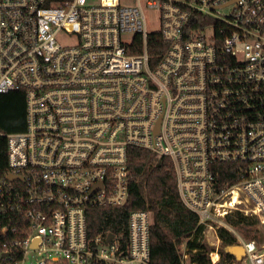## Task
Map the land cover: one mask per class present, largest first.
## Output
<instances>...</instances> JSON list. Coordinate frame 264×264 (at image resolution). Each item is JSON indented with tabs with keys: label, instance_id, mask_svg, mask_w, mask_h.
Listing matches in <instances>:
<instances>
[{
	"label": "built area",
	"instance_id": "2783aa9c",
	"mask_svg": "<svg viewBox=\"0 0 264 264\" xmlns=\"http://www.w3.org/2000/svg\"><path fill=\"white\" fill-rule=\"evenodd\" d=\"M14 90L25 127L6 135L0 264H151L149 210L129 212L125 245L87 229L88 208L127 201L129 147L169 157L204 231L234 233L243 257L223 264H264V235L227 221L264 229V0H0V93ZM177 255L194 264L184 242Z\"/></svg>",
	"mask_w": 264,
	"mask_h": 264
},
{
	"label": "trees",
	"instance_id": "16d2710c",
	"mask_svg": "<svg viewBox=\"0 0 264 264\" xmlns=\"http://www.w3.org/2000/svg\"><path fill=\"white\" fill-rule=\"evenodd\" d=\"M161 43L159 33L148 37L149 49L152 43ZM25 104L23 93L18 90L0 93V177L7 173V138L10 132L21 131L25 127ZM129 193L123 205L90 207L87 209L88 234L96 235L109 231L127 241V215L132 210L147 209L152 214L149 229V255L151 264H180L177 245L184 242L190 262L211 264L209 245L204 236V225L198 223L197 214L180 201L175 183L174 166L169 157L150 152L140 147L128 148ZM222 180L236 177V165L218 164ZM9 215V217H8ZM15 213L0 212V252L7 240L1 232L3 225L12 226ZM227 221L234 227L256 224L253 216L243 215L238 210L227 215ZM10 234V233H8ZM219 238L217 251L219 260L214 264L235 261L231 253L225 252L228 244L236 243V237L224 227L216 228ZM262 237V236H260ZM259 237V238H260Z\"/></svg>",
	"mask_w": 264,
	"mask_h": 264
},
{
	"label": "rangeland",
	"instance_id": "374dc122",
	"mask_svg": "<svg viewBox=\"0 0 264 264\" xmlns=\"http://www.w3.org/2000/svg\"><path fill=\"white\" fill-rule=\"evenodd\" d=\"M135 2H136V0H120V3L122 5H126V6L135 4ZM145 16H146V24H147L148 30H150V29L157 30L159 28L157 11L153 8L145 9ZM215 228L216 227L214 226V229ZM232 228L234 229V231L238 235H241L244 238L245 237H247V238H249V237L258 238V237L264 235V229L261 230L260 226L257 223L251 224V225H245V227L241 226V227H232ZM214 229L213 228L210 229V228L206 227L205 231H204V236H205L206 242L209 245L214 246L215 249L217 250L220 242H219L218 236H216Z\"/></svg>",
	"mask_w": 264,
	"mask_h": 264
},
{
	"label": "water",
	"instance_id": "95a60500",
	"mask_svg": "<svg viewBox=\"0 0 264 264\" xmlns=\"http://www.w3.org/2000/svg\"><path fill=\"white\" fill-rule=\"evenodd\" d=\"M7 179L11 180L12 179H17V178H20L19 176L17 175H14V174H7ZM112 233H108L107 234V238L111 237ZM225 252L227 253H231L235 259L237 260H240L242 257H243V248L241 246V244L239 243H233V244H228V246H226L224 248Z\"/></svg>",
	"mask_w": 264,
	"mask_h": 264
}]
</instances>
